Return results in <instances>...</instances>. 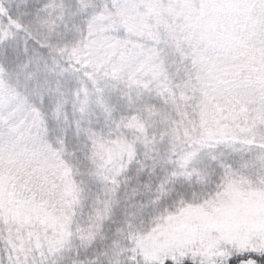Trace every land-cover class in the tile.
<instances>
[{"label": "snow or ice", "instance_id": "6c2138e0", "mask_svg": "<svg viewBox=\"0 0 264 264\" xmlns=\"http://www.w3.org/2000/svg\"><path fill=\"white\" fill-rule=\"evenodd\" d=\"M0 264H264V0H0Z\"/></svg>", "mask_w": 264, "mask_h": 264}]
</instances>
